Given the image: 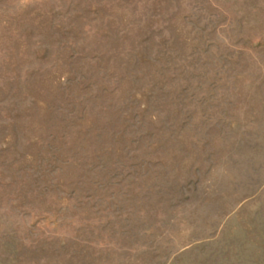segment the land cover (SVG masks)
I'll list each match as a JSON object with an SVG mask.
<instances>
[{
    "label": "rangeland",
    "instance_id": "374dc122",
    "mask_svg": "<svg viewBox=\"0 0 264 264\" xmlns=\"http://www.w3.org/2000/svg\"><path fill=\"white\" fill-rule=\"evenodd\" d=\"M0 264H264V0H0Z\"/></svg>",
    "mask_w": 264,
    "mask_h": 264
}]
</instances>
